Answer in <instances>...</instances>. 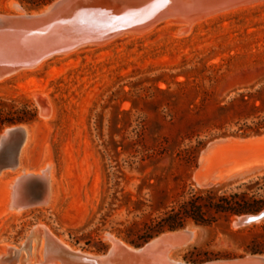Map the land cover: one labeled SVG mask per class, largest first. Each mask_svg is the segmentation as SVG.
Segmentation results:
<instances>
[{
  "label": "rangeland",
  "instance_id": "1",
  "mask_svg": "<svg viewBox=\"0 0 264 264\" xmlns=\"http://www.w3.org/2000/svg\"><path fill=\"white\" fill-rule=\"evenodd\" d=\"M52 2L32 8L0 0V14H18L14 3L34 12ZM12 76L0 81V111L27 107L36 114L33 122L21 123L30 126L32 140L20 168L38 173L51 163L57 194L46 207L11 215L0 182V255L21 246L34 226L98 253L111 246L108 235L128 244L118 230H141L142 222L162 217L198 191L264 198V175L207 188L194 178L208 143L264 133V3L186 34L158 26L144 36L51 57ZM44 94L49 116L40 105ZM16 125L3 126L0 135ZM237 217L212 226L188 220L182 229L196 237L168 260L187 263L194 248L219 257L212 261L264 256L251 252L255 242L264 249V221L235 228ZM99 243L106 249L98 251Z\"/></svg>",
  "mask_w": 264,
  "mask_h": 264
},
{
  "label": "water",
  "instance_id": "2",
  "mask_svg": "<svg viewBox=\"0 0 264 264\" xmlns=\"http://www.w3.org/2000/svg\"><path fill=\"white\" fill-rule=\"evenodd\" d=\"M168 2L169 0H55L38 11L22 15L0 14V78L33 67L71 49L121 33L126 26L118 27L119 20L114 21L112 28L104 32L94 29V34L88 33L89 28L100 26L104 19L114 13L120 12L122 19L128 20L129 16L134 15L138 22L146 21L135 27L142 30L148 20L164 11ZM100 36L103 38L100 39ZM30 135L31 128L27 124L8 127L1 133L0 175L4 171L19 168L21 151ZM227 138H218L206 145L199 156L197 169L200 167L201 155H208L227 144L240 148L231 153L235 163L246 166L264 161V133L233 137L236 139L233 141ZM47 178H37L30 173L18 178L16 188L19 196L11 202L9 208H16L17 203L25 209L45 206L50 184ZM262 221L264 208L255 214L240 215L232 224L233 227L240 228ZM44 230V226H34L21 246L11 247L0 255V264H171L168 260L170 252L184 247L196 237L195 232L181 229L162 233L139 247L117 240L116 247L111 245L104 252L93 253L77 248L70 250L45 236ZM42 236H45L43 250ZM34 239L37 240V249L34 256L29 257ZM197 264H264V258L250 256Z\"/></svg>",
  "mask_w": 264,
  "mask_h": 264
},
{
  "label": "bare ground",
  "instance_id": "3",
  "mask_svg": "<svg viewBox=\"0 0 264 264\" xmlns=\"http://www.w3.org/2000/svg\"><path fill=\"white\" fill-rule=\"evenodd\" d=\"M263 3H264V0H169L164 11L160 12L159 15L148 20L146 25L144 26L145 28H143L142 30L135 28L142 21L138 22L137 18L134 15L129 16V19L127 20V19H122V16H121L122 14L120 12H118V14L114 13V15L109 16L106 19H104L100 26L96 25V27L89 28L88 33L94 34L93 33L94 29L99 30L100 33L104 32L106 29L112 28L113 22L117 20H119V22H117L118 27L126 26L125 30H123L121 33L112 35L109 38L107 37L105 39H102L99 42L89 43L87 45H83L81 47L71 49L65 53H61L55 56L57 57L68 56L78 50H81V49L83 50L84 48L87 49L90 47H94V48L102 47V46H105L117 40L144 36L148 32L152 31L154 28L158 26H163V25L176 26L179 28L180 34L182 33L186 34L190 30H192L194 26L200 25L201 23L205 21L216 18L220 15H225L229 12L242 10V9L249 8V7H254V6L263 4ZM14 8L18 11L17 15H22L25 13L23 8L18 3H14ZM144 22L146 21H143L142 23ZM79 29H83V28L79 27ZM101 38L103 37L100 36V39ZM43 61H41L40 63H38L37 65L33 67L24 68L9 76L0 78V81L9 78L12 75L15 76V74L18 75L22 72H25L26 69H33L37 66L39 67ZM45 95L46 94L43 95V98L41 101L42 104L40 103V105L46 108L44 114L46 116H49L51 113L49 101H48L49 99L47 100L46 98L47 96ZM38 96L40 95L38 94ZM39 110H40V107H39ZM40 117H42L41 114H40ZM31 140H32V135L31 137H29V140L26 142L25 146L23 147L21 151V158H20V163H19L20 170H18L16 175L9 173V172H5L0 175V182L3 181L6 187V193H5L6 203L5 204L8 209L7 212L8 214H11V215H16V216L21 215L23 211L29 210V209H25L24 206L18 205V203H17L16 208H9L11 202L17 199L19 196V191H17V188H16L17 179L20 177L29 175V173L36 176L37 178H44V177L47 178L48 177L47 179H49L50 181V184L48 186V197L46 198L47 204L45 206H35V207H46L49 205L50 202H52V200L54 201L56 199L57 191H56V188L52 185L53 173H52L51 163H48V166L46 169H43L40 172L36 171L38 173L29 172L27 168H23V169L20 168L22 164L24 163V156H25L26 151L28 150ZM227 140L233 141L236 139H234L233 137H228ZM238 149L240 148L237 145L229 146V144H227L225 146L215 149L214 151H212V153L208 155H201L200 160H199V164H200L199 170L194 175L195 181L198 184V186L200 188L219 187V186L225 187V186L232 185L238 182H243L249 179H254V178L263 176L264 175V161L254 162L246 166L238 162L235 163V161H233L234 156L231 153L232 151H237ZM7 178L8 180L5 181ZM44 229H45L44 230L45 236H48L49 238L53 239L56 243H59L60 245L70 250H74V248L71 247L69 244H67L63 239L56 237L48 228L44 227ZM188 231L195 232L194 230H191V229H188ZM45 236H42L41 238V250H43V247H44ZM108 237L110 239L111 245L113 247H116L117 240L113 238L112 236H108ZM36 241H37L36 239L32 241L33 242L32 252L29 254V257L34 256V251L37 249ZM122 244L126 246L124 243ZM4 253H5V250H4ZM255 257L264 258V256H255ZM173 263L175 262H171V264ZM28 264H34V263L31 262Z\"/></svg>",
  "mask_w": 264,
  "mask_h": 264
},
{
  "label": "trees",
  "instance_id": "4",
  "mask_svg": "<svg viewBox=\"0 0 264 264\" xmlns=\"http://www.w3.org/2000/svg\"><path fill=\"white\" fill-rule=\"evenodd\" d=\"M21 4H29L32 8H40L53 0H19ZM36 114L27 107L18 110L0 111V129L6 125L31 123L35 120ZM219 189L211 188L195 192L191 197L177 206L172 207L162 217L149 222H142V229L135 231L133 227L118 230V237L130 245L139 247L152 238L167 231H177L186 226L188 220H193L199 226H212L217 224L221 218L226 221L232 216L255 214L264 208V198L249 196L246 193H220ZM136 224H134L135 226ZM123 234V236H122ZM79 244V240L74 241ZM106 247L99 243L98 251ZM252 254H264V249L257 243L251 247ZM217 255L203 253L197 248L185 256L187 263H199L217 260Z\"/></svg>",
  "mask_w": 264,
  "mask_h": 264
}]
</instances>
